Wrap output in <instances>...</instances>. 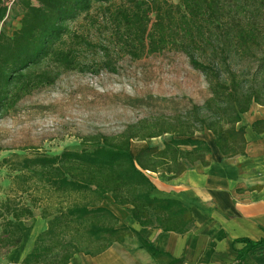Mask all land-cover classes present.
<instances>
[{"label": "trees", "instance_id": "1", "mask_svg": "<svg viewBox=\"0 0 264 264\" xmlns=\"http://www.w3.org/2000/svg\"><path fill=\"white\" fill-rule=\"evenodd\" d=\"M95 9L94 14H90ZM86 17L103 30L104 40L92 42L71 30L70 24ZM164 50L183 53L190 66L204 75L210 96L185 117L151 125H132L117 137L96 135L83 139L94 147L80 152L19 156L8 164L17 197L0 204V250L17 247L22 239L20 220L40 216L47 229L38 234L31 251L20 264H67L75 253L96 254L125 236H137L141 246L160 261L162 252L131 228H114L117 217L100 206L105 194L119 206H129L132 217L152 223L190 224L185 209L174 211L175 202L149 198L152 184L145 172L159 170L179 175L195 163L207 164L209 146L193 138L209 131L226 157L245 154V126L241 115L253 104L264 107V0H0V117L34 89L52 85L61 72L101 69L116 72V59ZM91 53V60L82 54ZM97 60L94 56H98ZM251 58L255 69L246 73L235 66ZM264 132V119L252 123ZM169 134L164 147L148 146L135 157L134 140ZM192 146L190 150L180 146ZM26 194L28 201H23ZM154 216V220L151 219ZM111 224V225H105ZM169 229V228H165ZM96 249L90 251L91 244ZM261 249L264 240L248 245Z\"/></svg>", "mask_w": 264, "mask_h": 264}, {"label": "rangeland", "instance_id": "2", "mask_svg": "<svg viewBox=\"0 0 264 264\" xmlns=\"http://www.w3.org/2000/svg\"><path fill=\"white\" fill-rule=\"evenodd\" d=\"M5 2L10 6L12 0ZM70 28L92 42L104 40L103 30L92 26L86 17L72 22ZM82 55L88 61L92 58L88 51ZM94 57L99 60L100 55ZM235 69L248 71L249 80L255 64L251 58L242 59ZM209 96L206 78L179 51L164 50L139 59L120 56L115 73L105 69L97 74L61 72L52 85L34 89L0 117V204L8 197L19 196L12 191L16 188L14 173L8 164L1 163L2 158L11 163L17 160L14 154L21 158L62 150L91 151L94 147L82 142L86 137H117L132 125L149 126L158 120L172 122L184 118L193 107L202 106ZM170 137L165 134L145 143L164 147ZM22 200L28 201L29 197L23 194ZM45 204L41 202L34 209V216L20 220L19 224H46L40 216ZM4 253L0 250L1 256Z\"/></svg>", "mask_w": 264, "mask_h": 264}, {"label": "crops", "instance_id": "3", "mask_svg": "<svg viewBox=\"0 0 264 264\" xmlns=\"http://www.w3.org/2000/svg\"><path fill=\"white\" fill-rule=\"evenodd\" d=\"M258 119H264V107L257 104H253L248 112L241 115L238 126H245L246 139L243 155L223 156L211 132H196L193 138L203 140L209 146L206 165L195 163L176 176L163 170L145 172L152 184L149 198L174 201L176 206L171 214L185 209L191 215L190 224L154 222L144 226L132 217L129 206H119L109 194L104 195L100 206L117 217L114 228H131L136 231L162 252L160 261L141 246L137 236H125L121 243L113 242L96 254L80 252L75 247V253L67 264L239 262L238 255L249 244L264 240V132L258 134L251 126ZM145 142H131L132 157L148 147ZM180 148L190 150L192 146L183 145ZM151 219L154 220V216ZM19 225L22 229L21 242L0 255V264H20L31 251L38 234L47 229V222ZM92 245L94 248H90V251L96 249V244ZM250 250L242 255L244 260L241 264H264V247H251Z\"/></svg>", "mask_w": 264, "mask_h": 264}]
</instances>
